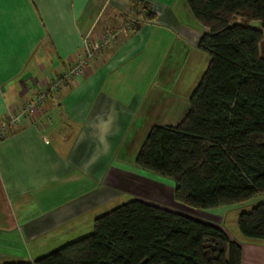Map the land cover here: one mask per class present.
Segmentation results:
<instances>
[{
    "label": "crops",
    "instance_id": "obj_1",
    "mask_svg": "<svg viewBox=\"0 0 264 264\" xmlns=\"http://www.w3.org/2000/svg\"><path fill=\"white\" fill-rule=\"evenodd\" d=\"M144 1L154 13L147 25L115 37L111 48L92 57L83 73L38 107L24 126L0 139V252L16 259L29 255L31 261L45 255L39 253L46 246H39L46 245V236L55 244L90 234L87 229L93 230L95 218L105 213L96 211L125 193L127 184L140 190L135 199L182 212L184 204L173 193L170 205L153 196L164 195L162 185L139 173L149 171L135 164V156L152 126L176 125L187 112L208 64V55L197 47L208 30L186 0ZM131 4L0 0V119L69 70L86 46L94 50ZM260 52L264 56V40ZM97 113L114 115L119 131L108 138L109 152L89 164L93 153L81 141L95 138L89 124ZM221 208L226 207L216 209ZM221 213L212 223L225 229ZM226 232L240 242L242 264H264V240ZM29 242L35 245L32 253L24 248Z\"/></svg>",
    "mask_w": 264,
    "mask_h": 264
},
{
    "label": "trees",
    "instance_id": "obj_2",
    "mask_svg": "<svg viewBox=\"0 0 264 264\" xmlns=\"http://www.w3.org/2000/svg\"><path fill=\"white\" fill-rule=\"evenodd\" d=\"M129 1L154 17L145 1ZM186 3L208 30L197 44L208 64L183 118L152 126L135 164L171 178L185 206L250 204L237 216L238 231L264 240V0ZM3 264H242V249L215 223L132 199L96 217L90 234Z\"/></svg>",
    "mask_w": 264,
    "mask_h": 264
},
{
    "label": "rangeland",
    "instance_id": "obj_3",
    "mask_svg": "<svg viewBox=\"0 0 264 264\" xmlns=\"http://www.w3.org/2000/svg\"><path fill=\"white\" fill-rule=\"evenodd\" d=\"M131 5H132V6H130L131 8L127 9L126 12L121 13V21H120V24H118V27L112 28V29H106L104 31L103 36L98 41V43L96 44L95 47L103 44V42L106 40L108 42L104 43L103 48H100V50H97V48H95L94 49L95 53H94L93 57L98 55L97 53H102L104 51H107L109 48H111L114 45V43L116 42L114 38L117 37L118 35H121L124 37L132 35L134 32L139 30V28H141L143 25H147L149 20H152L149 17V15L147 14V11L144 10L141 6H137L134 4H131ZM148 12L154 16V13L152 11H150V9L148 10ZM251 25L256 27V26H258V23L252 22ZM71 79H73V78L65 79L62 86L60 87V89L54 91L49 96V98L47 100L54 98L56 94L61 92V90H62L61 88L65 85V83L67 81H70ZM123 79L125 80L126 83L125 82L124 83L126 85L130 84V86L132 88H134L129 77L124 76ZM124 83H121V84H124ZM141 88L143 90H146V82L142 83ZM140 171H142V170H140ZM139 173L145 175L150 181H153L155 183L157 182V183H159V185H162V188H160V190H162L164 192V195H161L160 193L159 194L154 193L153 196H158V195H159L158 197L162 196V199H164L167 202V204H169V205L174 202L173 198H172L173 180L171 178L161 176V175H158V174H155L152 172L145 173L142 171ZM126 189H127V191L125 190V193H122L119 196H116V197H113L112 199H110V201L108 202V205H105V207L101 211H99V210L96 211V214H101L103 212H107L108 210H111V209L115 208L116 206L124 204V203H126L132 199L138 198L137 197L138 195H136L140 192V190H138V188H136L135 186L127 184ZM168 202H170V203H168ZM247 205L248 204H242L240 206L235 205V206H231V207L221 208V210H218L216 208L197 209V208H192V207H188L185 205H182L181 207H182V213H185L187 215H190V216H193L196 218H200L202 220L211 221V222H218V220H216L215 216H217L219 213L222 212L221 213V216H222L221 222L224 223L225 229L227 231H230L232 234L239 236L241 234L238 231L237 224H236L237 216H238L239 212L247 209ZM87 231L91 232L92 230L87 229ZM75 238H80V236H76ZM45 239H46L45 241H47L45 243L46 245L39 246L41 248H44L46 246L45 249H43L41 251V253H39L41 255L47 254V253L53 251L54 249L58 248L59 246L68 242L65 239H62V240L59 239V241H56L55 244H49L50 241L47 240L48 236H46ZM27 246H29V248L31 249L30 251L32 253L33 249L35 248V245L32 242L31 243L29 242V243L24 245V248H28ZM23 258L16 259L11 254H8V253L6 254L4 252H0V264H3L5 262H13L15 260L29 261V255H27L26 258H24V259Z\"/></svg>",
    "mask_w": 264,
    "mask_h": 264
},
{
    "label": "built area",
    "instance_id": "obj_4",
    "mask_svg": "<svg viewBox=\"0 0 264 264\" xmlns=\"http://www.w3.org/2000/svg\"><path fill=\"white\" fill-rule=\"evenodd\" d=\"M107 42L106 40L103 44ZM103 44L97 46V50L103 48ZM84 49L85 52L83 57L77 63L73 64L69 70L52 77L45 88L38 89L33 97L22 103L20 108L12 113H8L6 117L0 119V139L4 138L9 133L11 128L24 126L33 112L38 109L54 91L60 89L65 79L74 78L83 73L85 65L95 53L94 50L87 46Z\"/></svg>",
    "mask_w": 264,
    "mask_h": 264
},
{
    "label": "clouds",
    "instance_id": "obj_5",
    "mask_svg": "<svg viewBox=\"0 0 264 264\" xmlns=\"http://www.w3.org/2000/svg\"><path fill=\"white\" fill-rule=\"evenodd\" d=\"M116 118L114 115L107 116L97 113L89 124V130L94 134L95 138L85 137L81 142H87L89 149L93 153L87 163H95L100 156L105 155L110 150L109 137L118 134L119 129L115 127ZM98 140V144H97ZM102 146V147H101Z\"/></svg>",
    "mask_w": 264,
    "mask_h": 264
}]
</instances>
